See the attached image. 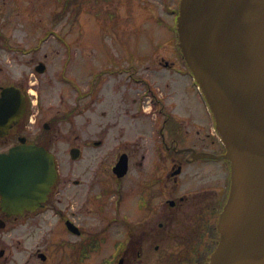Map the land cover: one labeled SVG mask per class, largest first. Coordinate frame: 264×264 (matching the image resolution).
<instances>
[{
  "label": "flooded vegetation",
  "instance_id": "1",
  "mask_svg": "<svg viewBox=\"0 0 264 264\" xmlns=\"http://www.w3.org/2000/svg\"><path fill=\"white\" fill-rule=\"evenodd\" d=\"M181 1L0 0V47L32 53L24 71L0 64V264H210L232 173L183 59ZM136 16L167 36L146 73L129 57L77 61L89 24ZM23 145L51 153L57 179L12 197L6 157Z\"/></svg>",
  "mask_w": 264,
  "mask_h": 264
},
{
  "label": "water",
  "instance_id": "2",
  "mask_svg": "<svg viewBox=\"0 0 264 264\" xmlns=\"http://www.w3.org/2000/svg\"><path fill=\"white\" fill-rule=\"evenodd\" d=\"M177 28L226 148L222 157L231 163L210 264H264V0H182ZM6 159L14 163L4 183L12 197L21 189L48 191L57 179L54 156L44 148L23 145Z\"/></svg>",
  "mask_w": 264,
  "mask_h": 264
},
{
  "label": "rangeland",
  "instance_id": "3",
  "mask_svg": "<svg viewBox=\"0 0 264 264\" xmlns=\"http://www.w3.org/2000/svg\"><path fill=\"white\" fill-rule=\"evenodd\" d=\"M142 18L143 17L136 16L132 20H121L114 24L115 28L112 31L102 30L101 28L97 29L95 25H90L88 23L89 27L87 28L83 42L88 47V51L82 49L83 55L79 56L77 61H122L129 57L131 61H135L137 67L141 68L138 71L139 74L146 73L144 72V66L155 62L153 61L154 55L157 53H161V55L164 54V52H161L160 50V45L156 43L163 41L167 36L164 35V32L153 29L151 23L148 20H144ZM22 36H24V34H22ZM77 36V32L72 34V38ZM30 40L31 39H29V41ZM12 41L14 43L16 42V44L18 43L16 38H14ZM33 41L34 40H31V42ZM72 41L73 42L71 43L74 47V43H76L77 40L72 39ZM22 45L24 47V49L21 51L23 54L16 50L7 51L6 49L0 47V64L6 69L5 72L12 70V67L21 68L22 71L26 69L24 64L29 60V58L32 57V53L26 52L29 49V43L26 44L23 40ZM78 52L79 49L77 46L76 48L74 47L73 53L78 54ZM74 60L71 61L74 62ZM18 63L21 65H18ZM166 72L167 71L165 70L160 71L161 74ZM187 82H189V79L182 77L179 90L184 89ZM193 88L199 96L200 91L197 89V84L194 83ZM47 105L50 104L47 103ZM71 115V125H69V127L67 125L65 130L69 131V142L70 145H73L75 141V135H83L82 132L84 131V126L82 125L84 117L79 115L77 110H71ZM62 173L64 175L66 173L64 164H62Z\"/></svg>",
  "mask_w": 264,
  "mask_h": 264
}]
</instances>
